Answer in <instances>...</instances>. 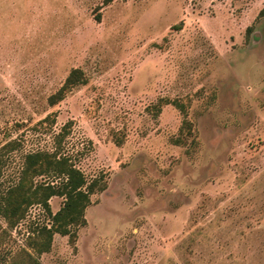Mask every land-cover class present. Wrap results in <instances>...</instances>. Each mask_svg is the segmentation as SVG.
Returning a JSON list of instances; mask_svg holds the SVG:
<instances>
[{
    "label": "rangeland",
    "instance_id": "rangeland-1",
    "mask_svg": "<svg viewBox=\"0 0 264 264\" xmlns=\"http://www.w3.org/2000/svg\"><path fill=\"white\" fill-rule=\"evenodd\" d=\"M263 7L0 0V147L20 143L2 183L69 121L61 150L104 185L74 239L42 254L40 206L12 228L0 217V264H264ZM73 68L86 83L49 105Z\"/></svg>",
    "mask_w": 264,
    "mask_h": 264
},
{
    "label": "trees",
    "instance_id": "trees-1",
    "mask_svg": "<svg viewBox=\"0 0 264 264\" xmlns=\"http://www.w3.org/2000/svg\"><path fill=\"white\" fill-rule=\"evenodd\" d=\"M260 14H264V7ZM84 83L86 77L83 71L73 68L62 85L48 96L49 105H55L73 87ZM165 103L169 102L165 100ZM159 109L160 103L156 106V110ZM49 118L48 115L41 121ZM70 125L69 121L66 122L54 134L51 149L37 148L22 152L18 174L8 183H2L4 180L1 178L11 154L19 147V139H10L0 147V217L12 228L25 218L33 205L40 206L49 217L50 224H40L32 230L34 235L31 236L29 246L37 254L49 250L55 233L74 239L75 228L85 223V209L91 203L90 196L104 189L101 178L88 180L71 156L61 150V142ZM177 142L180 143V139ZM53 196L63 198L61 207L54 213L49 202Z\"/></svg>",
    "mask_w": 264,
    "mask_h": 264
}]
</instances>
